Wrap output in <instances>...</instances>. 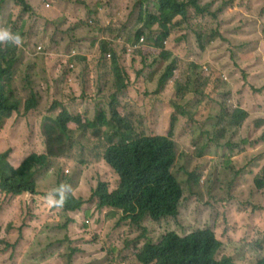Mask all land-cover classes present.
Returning <instances> with one entry per match:
<instances>
[{
	"label": "rangeland",
	"instance_id": "rangeland-1",
	"mask_svg": "<svg viewBox=\"0 0 264 264\" xmlns=\"http://www.w3.org/2000/svg\"><path fill=\"white\" fill-rule=\"evenodd\" d=\"M25 1L29 14L13 1L0 0V23L9 28L14 21L23 39L10 48L22 56L9 78V91L22 102L21 113L5 124L13 163L46 151L44 133L59 132L57 119L64 111L85 121L101 111L110 118L116 110L117 125L123 119L153 136L167 135L176 114L184 119L173 130L177 158L172 172L184 190L180 213L176 221H147L149 236L157 238L169 229L184 236L208 228L223 244L221 255L235 264L262 257L264 193L256 190L254 178L264 168V0H180L195 1L208 12L190 8L186 19L174 20L161 43L155 40L158 25L149 28L143 20L150 17L146 13L158 16L157 0ZM137 34L144 37L143 44ZM162 50L163 62H156ZM72 51L77 53L68 63L73 69L56 57ZM114 62L126 71L122 89ZM168 63L176 65L160 87ZM179 90L182 99L172 95ZM31 96L37 108L23 114ZM181 102L186 118L174 106ZM237 111L246 115L238 125ZM68 128V155L50 159L38 190L50 193L60 173L75 198L88 200L99 178H114L102 151H90L102 140L76 123ZM45 197L27 194L29 204L17 209L16 199L9 204L0 193V264H137L131 241L141 231L129 223L117 225L118 214L108 211L90 210L85 216L88 205L72 215L76 221L65 231V240L54 241L50 228L66 218ZM120 252H126L123 260Z\"/></svg>",
	"mask_w": 264,
	"mask_h": 264
},
{
	"label": "trees",
	"instance_id": "trees-1",
	"mask_svg": "<svg viewBox=\"0 0 264 264\" xmlns=\"http://www.w3.org/2000/svg\"><path fill=\"white\" fill-rule=\"evenodd\" d=\"M10 1L19 5L23 14L30 13L31 9L25 0ZM156 5L158 16L153 17L146 13L150 17H145L143 20L146 21V26L149 28L159 24V34L155 40L160 43L168 39L169 26L176 18L186 19L188 17L190 8H194L197 14L208 12L207 9L198 8L195 1L184 3L180 0H157ZM54 10L48 11V18L53 16ZM8 25L9 30L16 34L18 25L14 21H10ZM140 36L137 34L136 38L139 39ZM14 45L17 47L16 44ZM11 46L12 41L0 44V193L5 196L9 204L14 199L17 200V209L24 204H29L26 199L27 194L46 196L45 199L52 196L56 200L64 197L63 206H54V209L66 218V222L63 225L50 228L53 240L59 242L65 240V231L68 230L70 224L76 221L72 215L82 212L85 205H88L87 210H84L85 216H88L90 210H93V213L97 211L103 214L108 211L118 214L117 225L129 223L141 231L140 235L131 241L134 245V258L137 264H235L233 258L221 255L223 244L211 229H196L184 236L169 229L154 238L149 236V229L144 226L149 220L176 221L180 213V202L184 190L172 172L177 158L173 130L175 125L183 123L184 119H178L176 114L170 122V131L167 135L153 136L145 135L144 130L140 131L130 126L123 119L117 126L118 112L116 110L112 112L111 119L107 117L105 111H101L94 120L85 121L80 116L74 117L64 111L57 119V126L60 127L59 132L44 133L46 151L31 154L25 160L14 164L12 161L14 148L11 145L10 132L5 123L15 113H21L22 102L9 91V78L12 67L16 66L22 56L16 55L15 51L10 49ZM162 52L163 50L156 54V62L162 61L159 58ZM175 65L174 63L167 64V71L162 76V87L169 80L171 70ZM114 70L118 80L123 84V76L126 75V71L118 63H115ZM181 94L182 92L179 90L172 95L182 99L184 95L181 96ZM194 98L201 99V95H195ZM173 102L171 100L170 105ZM174 106L176 112L186 118L182 102L180 105ZM36 108L37 100L31 96L23 104V114ZM237 113L238 115L235 116L236 125L246 116L244 112L237 111ZM70 123H76L78 128L84 130L85 133L91 132L92 138L102 140L99 147L90 151L94 153L102 151L103 160L114 178V182L99 178V182L91 190L88 200L75 198L72 193L68 192L66 179L60 173L57 174V184L50 193L38 190V180L49 170L50 159L64 158L68 155L65 137L69 132L68 125ZM110 125L113 126V131H101L103 127ZM262 138L264 139V135ZM83 152L84 150L81 153ZM254 185L258 192L264 193V168L258 176H255ZM61 235H63V239L60 237ZM38 236H45V233L40 232ZM141 242L142 245L139 246ZM52 245L53 242L50 243V246ZM125 253L120 252L122 260ZM85 264L102 263L99 260ZM250 264H264V255Z\"/></svg>",
	"mask_w": 264,
	"mask_h": 264
},
{
	"label": "clouds",
	"instance_id": "clouds-1",
	"mask_svg": "<svg viewBox=\"0 0 264 264\" xmlns=\"http://www.w3.org/2000/svg\"><path fill=\"white\" fill-rule=\"evenodd\" d=\"M49 8V7H48ZM47 8V9H48ZM89 24L92 26L93 25V22L91 21V22H89ZM155 25H158V27H159V24H155ZM154 26V25H153ZM170 27V26H169ZM141 39H144V37L143 36H140V38L138 39V43L139 44H143V42H145V39H144V41H142L141 42ZM5 41H12L14 44H16L17 46H20L21 44H22V38H21V36L19 35V34H13L12 32H11V30H9V28H7L6 26L5 27H2V28H0V42H5ZM135 46H133V47H128V52L129 53H132L133 51H134V48ZM38 50L39 51H43V47L42 46H39L38 47ZM101 50H102V52H104L105 51V49H102V47H101ZM76 55H77V53L75 52V51H72V52H70L69 54H59L58 56H56L57 57V61L58 62H62V63H64L65 65H68L70 68H74V65L73 64H68L72 59H74L75 57H76ZM105 55H106V57L108 56V58H111V53H105ZM51 57H54L53 55L51 56ZM115 63H117V62H114V67H115ZM171 75H172V70H171V73H170V77H171ZM72 80V79H71ZM169 80H170V78H169ZM161 82H162V77H161V79H160V87H162L161 86ZM125 86H124V83L121 85V89L122 88H124ZM106 113V112H105ZM15 114H17V113H15ZM14 114V115H15ZM13 115V116H14ZM12 116V117H13ZM12 117L10 118V119H8L7 121H6V123L8 122V121H10L11 119H12ZM108 117V116H107ZM111 117H112V115H111ZM111 117L109 118V119H111ZM94 120V119H93ZM5 123V124H6ZM118 126V125H117ZM105 128H108V129H111V128H113V126L112 125H110V126H106ZM103 129V128H102ZM101 129V130H102ZM43 153V152H42ZM31 154H39V153H30L28 156H30ZM28 156H26L23 160H25ZM22 160V161H23ZM174 165H175V163H174ZM174 167V166H173ZM64 172H66V173H69V170H65ZM68 192H70V193H72V191H70L69 190V188H68ZM73 194V193H72ZM64 201H65V198L64 197H61V199H59V200H56V199H54L52 196H51V198H47V202L46 203H48L51 207H52V209H54V206H57V207H62L63 206V204H64ZM85 220H87V219H85Z\"/></svg>",
	"mask_w": 264,
	"mask_h": 264
},
{
	"label": "crops",
	"instance_id": "crops-1",
	"mask_svg": "<svg viewBox=\"0 0 264 264\" xmlns=\"http://www.w3.org/2000/svg\"><path fill=\"white\" fill-rule=\"evenodd\" d=\"M0 25H2V26H0V28H2V27H5L3 24H1L0 23ZM16 34H18V33H16ZM20 35V34H19ZM21 36V35H20ZM22 42H23V39H22Z\"/></svg>",
	"mask_w": 264,
	"mask_h": 264
},
{
	"label": "built area",
	"instance_id": "built-area-1",
	"mask_svg": "<svg viewBox=\"0 0 264 264\" xmlns=\"http://www.w3.org/2000/svg\"><path fill=\"white\" fill-rule=\"evenodd\" d=\"M48 8V7H47ZM144 41V39H141V42Z\"/></svg>",
	"mask_w": 264,
	"mask_h": 264
}]
</instances>
